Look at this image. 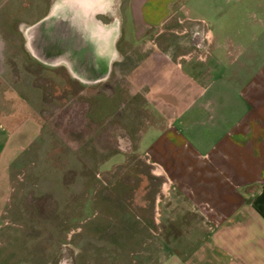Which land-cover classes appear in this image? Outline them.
I'll return each mask as SVG.
<instances>
[{
    "label": "crops",
    "instance_id": "1",
    "mask_svg": "<svg viewBox=\"0 0 264 264\" xmlns=\"http://www.w3.org/2000/svg\"><path fill=\"white\" fill-rule=\"evenodd\" d=\"M76 4L58 32L43 20L59 51L39 31L33 48L92 89L95 126L149 104L137 143L164 183L140 264H264V0H128L108 22L110 3ZM19 115L0 120V183L30 135Z\"/></svg>",
    "mask_w": 264,
    "mask_h": 264
},
{
    "label": "rangeland",
    "instance_id": "2",
    "mask_svg": "<svg viewBox=\"0 0 264 264\" xmlns=\"http://www.w3.org/2000/svg\"><path fill=\"white\" fill-rule=\"evenodd\" d=\"M82 1L0 0V120L18 112L31 126L0 183V264H140L152 232L140 216H151L164 180L137 143L149 104L137 96L95 126L92 89L31 49L39 31L40 49L59 51L47 38L54 18L43 20L54 11L58 32L61 9L71 16ZM100 1L111 15L97 22L128 3Z\"/></svg>",
    "mask_w": 264,
    "mask_h": 264
},
{
    "label": "bare ground",
    "instance_id": "3",
    "mask_svg": "<svg viewBox=\"0 0 264 264\" xmlns=\"http://www.w3.org/2000/svg\"><path fill=\"white\" fill-rule=\"evenodd\" d=\"M30 37H31V36H30ZM30 40H31V39H30ZM30 46H31V45H30ZM31 49L34 51V53H36L35 50H34V48H33L32 46H31Z\"/></svg>",
    "mask_w": 264,
    "mask_h": 264
}]
</instances>
